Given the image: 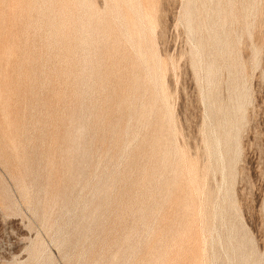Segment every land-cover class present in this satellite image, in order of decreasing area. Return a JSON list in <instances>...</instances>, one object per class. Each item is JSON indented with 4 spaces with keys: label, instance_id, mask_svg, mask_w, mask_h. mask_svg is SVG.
Returning <instances> with one entry per match:
<instances>
[{
    "label": "rangeland",
    "instance_id": "1",
    "mask_svg": "<svg viewBox=\"0 0 264 264\" xmlns=\"http://www.w3.org/2000/svg\"><path fill=\"white\" fill-rule=\"evenodd\" d=\"M0 264H264V0H0Z\"/></svg>",
    "mask_w": 264,
    "mask_h": 264
}]
</instances>
